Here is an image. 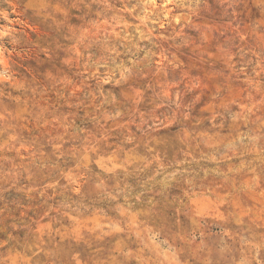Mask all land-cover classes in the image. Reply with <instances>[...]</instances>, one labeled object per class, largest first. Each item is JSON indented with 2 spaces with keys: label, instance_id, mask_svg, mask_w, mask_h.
<instances>
[{
  "label": "rangeland",
  "instance_id": "obj_1",
  "mask_svg": "<svg viewBox=\"0 0 264 264\" xmlns=\"http://www.w3.org/2000/svg\"><path fill=\"white\" fill-rule=\"evenodd\" d=\"M0 264H264V0H0Z\"/></svg>",
  "mask_w": 264,
  "mask_h": 264
}]
</instances>
